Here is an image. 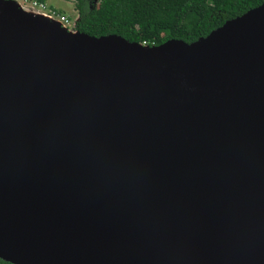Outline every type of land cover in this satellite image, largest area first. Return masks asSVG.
Returning a JSON list of instances; mask_svg holds the SVG:
<instances>
[{"label":"water","instance_id":"obj_1","mask_svg":"<svg viewBox=\"0 0 264 264\" xmlns=\"http://www.w3.org/2000/svg\"><path fill=\"white\" fill-rule=\"evenodd\" d=\"M194 230L236 246L150 254ZM0 259L264 264V4L144 46L0 0Z\"/></svg>","mask_w":264,"mask_h":264},{"label":"trees","instance_id":"obj_2","mask_svg":"<svg viewBox=\"0 0 264 264\" xmlns=\"http://www.w3.org/2000/svg\"><path fill=\"white\" fill-rule=\"evenodd\" d=\"M65 1L75 4L78 32L94 37L118 35L144 46H160L170 40L192 44L264 4V0ZM0 264L12 263L0 259Z\"/></svg>","mask_w":264,"mask_h":264},{"label":"bare ground","instance_id":"obj_3","mask_svg":"<svg viewBox=\"0 0 264 264\" xmlns=\"http://www.w3.org/2000/svg\"><path fill=\"white\" fill-rule=\"evenodd\" d=\"M248 229L247 231H250L251 227ZM173 240L174 242L165 241L163 244H160L161 242L152 243L148 247V249L152 247L150 254H155V257L159 256L161 260L166 262L182 261L211 256L228 251L236 246L233 237L225 238L218 234L197 230L189 231L183 236L179 235L178 238L174 237Z\"/></svg>","mask_w":264,"mask_h":264},{"label":"rangeland","instance_id":"obj_4","mask_svg":"<svg viewBox=\"0 0 264 264\" xmlns=\"http://www.w3.org/2000/svg\"><path fill=\"white\" fill-rule=\"evenodd\" d=\"M25 9H31V6H33V3L38 2V0H16ZM48 10L55 11L61 15L66 16L69 18L71 23L74 25L79 20L78 12L75 9V4L73 2H68L65 0H47L45 3Z\"/></svg>","mask_w":264,"mask_h":264},{"label":"built area","instance_id":"obj_5","mask_svg":"<svg viewBox=\"0 0 264 264\" xmlns=\"http://www.w3.org/2000/svg\"><path fill=\"white\" fill-rule=\"evenodd\" d=\"M31 10L35 14L44 15L52 20L60 22L65 28H67L69 31L76 32V24H72L69 18H67L64 15H61L55 11L48 10L47 6L44 3H33V6H31Z\"/></svg>","mask_w":264,"mask_h":264}]
</instances>
